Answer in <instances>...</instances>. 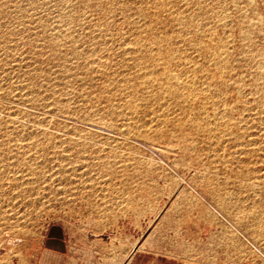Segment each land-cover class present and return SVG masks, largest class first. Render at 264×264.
<instances>
[{"label":"rangeland","instance_id":"1","mask_svg":"<svg viewBox=\"0 0 264 264\" xmlns=\"http://www.w3.org/2000/svg\"><path fill=\"white\" fill-rule=\"evenodd\" d=\"M263 126L264 0H0V264H264Z\"/></svg>","mask_w":264,"mask_h":264},{"label":"crops","instance_id":"2","mask_svg":"<svg viewBox=\"0 0 264 264\" xmlns=\"http://www.w3.org/2000/svg\"><path fill=\"white\" fill-rule=\"evenodd\" d=\"M132 226L122 224L111 230L109 239L119 240H109L101 250H72L62 240H47L33 264H117V258L122 259L119 264H179L180 256L159 245L152 231L143 236L141 229Z\"/></svg>","mask_w":264,"mask_h":264},{"label":"bare ground","instance_id":"3","mask_svg":"<svg viewBox=\"0 0 264 264\" xmlns=\"http://www.w3.org/2000/svg\"><path fill=\"white\" fill-rule=\"evenodd\" d=\"M161 56H162V55H161ZM164 57H167V56H164ZM170 57H171V55H170ZM173 58H174V57H173ZM145 59H146V57H145ZM160 59H161V58H160ZM166 59H168V58H166ZM169 59H170V58H169ZM161 60H162V59H161ZM168 61H169V60H168ZM168 61H167V63H169V62L171 63V61H169V62H168ZM172 61H173V59H172ZM161 62H162V61H161ZM161 62H160V63H161ZM163 62H165V60H164ZM165 63H166V62H165ZM164 65H165V64H164ZM135 66H136V65H135ZM160 66H161V65H160ZM160 66H159V67H160ZM161 67H162V66H161ZM166 67H168V66H166ZM168 68H169V67H168ZM163 69H165V68H163ZM136 70H137V69H136ZM149 71H150V70H149ZM167 71H168V70H167ZM136 72H137V71H136ZM161 72H162V71H161ZM162 73H163V72H162ZM121 74H122V73H121ZM124 75H125V74H124ZM163 75H164V74H163ZM169 76H170V75H169ZM163 77H164V76H163ZM165 78H166V77H165ZM167 78H168V77H167ZM169 78H170V77H169ZM139 79H140V78H139ZM163 79H164V78H163ZM123 82H124V81H123ZM180 84H181V83H180ZM123 85H124V84H123ZM177 85H178V84H176V87H177ZM171 86H172V85H171ZM171 86H170V87H171ZM173 86H174V85H173ZM189 86H190V85H189ZM131 87H132V86H131ZM178 87H180V86L178 85ZM172 88H173V87H172ZM181 88H182V87H181ZM181 88H179V90H180ZM185 88H186V87H185ZM170 89H171V88H170ZM174 89H175V87H174ZM192 89H193V88H192ZM132 91H133V90H132ZM132 91H131V92H132ZM165 91H166V90H165ZM167 91H169V89H168ZM170 91H171V90H170ZM177 91H178V90H177ZM133 92H134V91H133ZM152 93H153V92H152ZM150 94H151V93H150ZM174 94H176V91H175ZM178 94H179V93H178ZM177 97H178V96H177ZM131 103H132V102H131Z\"/></svg>","mask_w":264,"mask_h":264},{"label":"built area","instance_id":"4","mask_svg":"<svg viewBox=\"0 0 264 264\" xmlns=\"http://www.w3.org/2000/svg\"><path fill=\"white\" fill-rule=\"evenodd\" d=\"M262 134H263V137H264V126H263V129H262Z\"/></svg>","mask_w":264,"mask_h":264}]
</instances>
